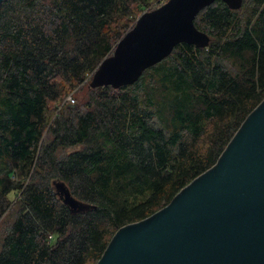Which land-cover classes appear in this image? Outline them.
<instances>
[{
	"label": "trees",
	"instance_id": "trees-1",
	"mask_svg": "<svg viewBox=\"0 0 264 264\" xmlns=\"http://www.w3.org/2000/svg\"><path fill=\"white\" fill-rule=\"evenodd\" d=\"M147 5L0 4V215L14 204L0 264H97L122 226L212 167L264 99V0H244L242 13L217 0L195 19L208 47L180 43L136 83L90 87L86 111L69 102L50 121V104L95 72ZM160 70L168 117L151 95L141 98L147 75ZM16 171L25 180H12Z\"/></svg>",
	"mask_w": 264,
	"mask_h": 264
},
{
	"label": "water",
	"instance_id": "water-1",
	"mask_svg": "<svg viewBox=\"0 0 264 264\" xmlns=\"http://www.w3.org/2000/svg\"><path fill=\"white\" fill-rule=\"evenodd\" d=\"M215 1L167 0L143 12L99 64L90 87L132 85L180 43L208 47L211 36L195 19ZM222 1L233 10L244 2ZM60 191L80 209L66 187ZM97 264H264V99L212 167L163 208L122 226Z\"/></svg>",
	"mask_w": 264,
	"mask_h": 264
},
{
	"label": "rangeland",
	"instance_id": "rangeland-1",
	"mask_svg": "<svg viewBox=\"0 0 264 264\" xmlns=\"http://www.w3.org/2000/svg\"><path fill=\"white\" fill-rule=\"evenodd\" d=\"M166 1L167 0H146V2H148V5L144 7V11H142L140 15L145 11H150V10H153L159 7ZM243 10L244 8L240 9V13H242ZM140 15H138V17ZM138 17L136 18V20L138 19ZM136 20L134 21V25L136 23ZM157 72L159 74H156ZM157 72L151 71L145 78V81H144L145 86L141 89L143 90V92H141V98L148 100L146 97L151 95L156 108L160 109V106H161L162 110H166L164 113L165 117H168L170 115V110H173L174 108L172 106H169L168 108V106L163 105V102L166 101L165 100L166 92L163 90L162 85H161V80H160V77L163 76V71L160 70ZM93 74L94 72L89 73L85 79V82L83 84L76 86V88L71 90L70 93L65 98L63 97L62 100H60L59 102L50 104V110H48V118L50 121H52L55 118V116L57 115V113L60 111L62 107H65L68 105V103L70 102V99H69L70 96H72L75 99V102H71L72 104H75V105L79 104L80 109H83L81 111H86L84 109L85 108L84 104L87 102V97H88V93L90 89V82L93 77ZM57 105H58V108L56 109ZM75 111H78V110H75ZM156 125L161 126V122L160 120H158V118L156 119ZM17 174H18V171H16L15 174L11 176L12 180L14 181L15 180L17 181L19 179L25 180L26 178L25 175L18 177ZM18 195H19L18 191H13L10 193L9 197L12 200H15ZM13 207H14V204H12V206H10L9 209H7L5 213L0 215V251L2 250L3 239L8 234L11 223L14 219Z\"/></svg>",
	"mask_w": 264,
	"mask_h": 264
},
{
	"label": "built area",
	"instance_id": "built-area-1",
	"mask_svg": "<svg viewBox=\"0 0 264 264\" xmlns=\"http://www.w3.org/2000/svg\"><path fill=\"white\" fill-rule=\"evenodd\" d=\"M69 99H70V102H75V99L72 96H70Z\"/></svg>",
	"mask_w": 264,
	"mask_h": 264
}]
</instances>
